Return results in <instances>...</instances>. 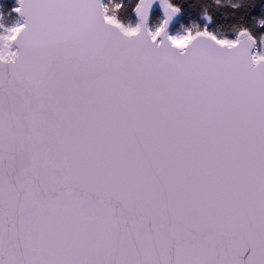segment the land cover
Here are the masks:
<instances>
[{
  "label": "snow or ice",
  "instance_id": "obj_1",
  "mask_svg": "<svg viewBox=\"0 0 264 264\" xmlns=\"http://www.w3.org/2000/svg\"><path fill=\"white\" fill-rule=\"evenodd\" d=\"M0 264H264V0H0Z\"/></svg>",
  "mask_w": 264,
  "mask_h": 264
}]
</instances>
